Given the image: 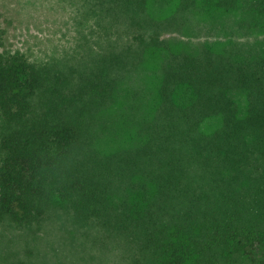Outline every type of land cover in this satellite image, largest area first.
Instances as JSON below:
<instances>
[{"label": "trees", "instance_id": "obj_1", "mask_svg": "<svg viewBox=\"0 0 264 264\" xmlns=\"http://www.w3.org/2000/svg\"><path fill=\"white\" fill-rule=\"evenodd\" d=\"M79 2L62 56L0 49V226L68 217L124 264H264V0ZM192 13L212 38L166 37ZM148 59L153 113L111 129Z\"/></svg>", "mask_w": 264, "mask_h": 264}, {"label": "rangeland", "instance_id": "obj_2", "mask_svg": "<svg viewBox=\"0 0 264 264\" xmlns=\"http://www.w3.org/2000/svg\"><path fill=\"white\" fill-rule=\"evenodd\" d=\"M79 0H0V49L21 51L32 60L48 61L72 49L77 34ZM166 10L162 16H168ZM190 34L166 33L187 42L212 38L207 34L211 23L197 13L190 14ZM186 32V31H185ZM183 45V43H182ZM155 73L154 62L148 59L143 67L125 77L117 104L103 111L101 118L111 129L120 126L118 118L136 106L140 117L153 113L156 93L150 81ZM131 89V93L126 92ZM123 138V137H122ZM89 230V231H88ZM78 227L68 218L53 215L33 231L0 226V264H124L118 250L109 241H97L98 230ZM251 250L262 252L259 245ZM224 264V263H223ZM234 264H250L239 257Z\"/></svg>", "mask_w": 264, "mask_h": 264}]
</instances>
